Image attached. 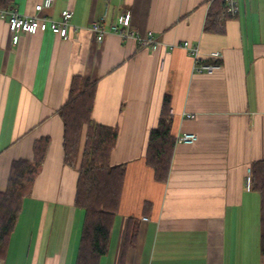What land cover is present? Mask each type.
<instances>
[{
  "label": "crops",
  "instance_id": "obj_1",
  "mask_svg": "<svg viewBox=\"0 0 264 264\" xmlns=\"http://www.w3.org/2000/svg\"><path fill=\"white\" fill-rule=\"evenodd\" d=\"M40 1L13 0L11 8L55 20L69 8L68 38L47 29L13 43L0 13L1 191L13 160L32 159L35 140L50 137L0 264L76 262L84 211L74 203L78 167L64 162L58 112L74 75L96 80L92 118L116 128L110 163L126 166L100 264H264L261 197L246 187L249 169L264 160V0H238L222 31L205 28L212 0H55L37 12ZM126 10L132 29L153 31L156 50L114 31ZM103 14L99 40L91 26ZM185 40L204 57L220 51V59H205L220 68L196 71ZM166 95L176 142L168 178L159 181L146 152ZM185 131L197 140H179ZM130 220L138 234L126 245Z\"/></svg>",
  "mask_w": 264,
  "mask_h": 264
},
{
  "label": "trees",
  "instance_id": "obj_2",
  "mask_svg": "<svg viewBox=\"0 0 264 264\" xmlns=\"http://www.w3.org/2000/svg\"><path fill=\"white\" fill-rule=\"evenodd\" d=\"M13 0H0V9L11 8ZM225 0H212L205 20V28L224 30L228 17ZM96 80L74 75L68 96L58 112L64 123V162L78 167L75 205L84 211L80 241L75 264H100L108 252L115 214L120 205L126 166L110 163L116 145L117 130L97 123L92 118ZM176 137L172 132L170 96L164 98L158 125L149 134L146 163L159 181H166L170 171ZM50 137L35 140L33 158H17L11 164L8 185L0 190V258L7 250L9 237L18 221L23 200L30 195L43 167ZM251 187L261 197V240L264 255V160L252 167ZM133 222V221H132ZM138 227L129 223L125 244L134 242Z\"/></svg>",
  "mask_w": 264,
  "mask_h": 264
},
{
  "label": "built area",
  "instance_id": "obj_3",
  "mask_svg": "<svg viewBox=\"0 0 264 264\" xmlns=\"http://www.w3.org/2000/svg\"><path fill=\"white\" fill-rule=\"evenodd\" d=\"M55 0H41L36 5L37 12H41L46 8H50L53 6ZM226 10L229 16H236L239 11L238 0H225ZM0 13L2 16L8 17V24L12 35V42L17 43L20 38V34L22 32H28L34 34L38 31H45L50 29L54 33L60 34L63 38H68V30L71 26V19L73 16L72 10L69 8H65L61 12V18L59 20H55L49 16H41L38 14L27 15L22 14L14 8H4L0 9ZM131 16L132 13L130 10H126L119 14L116 23L113 25V29L115 32L119 33L123 38H134L141 45L150 47L152 50H156L159 47V41L156 40L154 33L152 30H148L147 32L141 34L136 32L131 27ZM106 20V14L100 16L97 20L92 23L91 29L96 33L97 38L99 40L103 39L105 34V27L103 22ZM183 46L187 48L191 54L194 55V69L196 71L202 72H214L219 69L221 66V62L219 60L215 61H207L205 59H220L221 52L220 51H212L208 54L207 57H204L200 54L199 48L195 45H192L190 41L185 40L183 42ZM186 116L190 117L193 114H186ZM198 136L195 132L185 131L180 134L178 137L179 140H182L187 143H193L197 140ZM251 170L246 177V187L248 189L251 188Z\"/></svg>",
  "mask_w": 264,
  "mask_h": 264
}]
</instances>
